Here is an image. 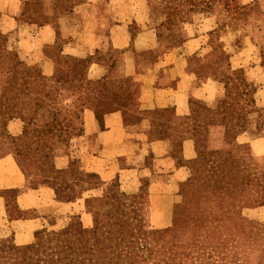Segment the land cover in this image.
Wrapping results in <instances>:
<instances>
[{
  "label": "rangeland",
  "instance_id": "obj_1",
  "mask_svg": "<svg viewBox=\"0 0 264 264\" xmlns=\"http://www.w3.org/2000/svg\"><path fill=\"white\" fill-rule=\"evenodd\" d=\"M120 7L124 12H119ZM127 12L129 16L124 22L130 39L139 29L162 27L167 31L157 45L162 49L182 40L183 35L178 30L190 27L195 39L191 57L196 62L191 69L199 78L213 77L221 88L218 89L220 95L214 108L220 100L226 101L241 90L247 91L240 105L244 120L249 114V127L232 126L226 132L221 126L206 124L211 128V140L206 150L198 151L202 155L200 157L207 159L209 151L230 152L233 166L227 170L229 174H257L264 170V138L255 125L256 121L264 124V72L257 73L255 86L249 85L241 70H230L228 60L230 54L241 51L249 63L264 67V3L261 0L246 5H240L236 0H0V103L18 97L13 109L3 111L0 108V156L11 153L16 165L17 160L22 159L23 166L20 160L19 163L25 174L22 172L25 185L37 187L45 184L40 182L38 175L52 177L55 175L53 172H67L62 178L69 179V168L77 167L76 163L71 165L74 159L68 158L66 168L56 170L54 158L60 152H66L70 140L79 133L81 111L85 108L92 110L96 102L91 99L92 96L106 98L96 103L95 108L101 113L120 109L126 119L132 121L139 117L130 112L139 89L131 75L136 71L135 64L153 55L155 48L146 50L133 43L125 49L112 47L108 28ZM210 17V26L201 24L203 19ZM33 41L40 46L38 49L28 54L21 52L25 42L29 45ZM245 47L248 50H240ZM45 58L49 61H44ZM75 60L80 62L74 64ZM60 69V82L55 83L57 77L53 74ZM226 78L230 81L225 84ZM69 79H72L71 82ZM241 79L243 83L239 85ZM19 86L25 88L24 97L17 96ZM46 91L49 93L44 98L43 92ZM255 91H258L256 95ZM225 94H228V99ZM250 99L253 104L249 103ZM196 108L205 109L192 102L188 125L184 127L186 134L191 129L188 126L194 123L193 110ZM49 111H55L56 124H51ZM147 116L156 125H164L170 118L168 112ZM67 118L71 119L72 126L63 131L61 122ZM13 119L20 121L21 125V131L16 136H11L7 129L8 122ZM238 122L241 123L240 120ZM243 132L247 136L233 140L235 135ZM229 138L228 145L224 144V148L219 146ZM197 154L187 164L189 178L179 186L177 194L166 198L162 210L150 207L144 189L136 194H125L118 190L115 183L102 186L98 178L87 181L96 185L91 188L96 191L92 195L85 194L91 189L81 192V189H86L85 179L77 175L74 183L68 181L64 194L72 199L67 202L70 204L82 198L83 210L91 214V226L84 228L78 215L59 211L48 216L42 224L45 227L39 232L48 234L51 230L58 231L68 224H76L83 229L95 228L99 233L109 231V244L116 252L126 246L130 248L128 241L140 248L136 260H125L119 256L117 264H232L230 258L219 261L221 256H217L211 245L248 236L247 239H254L255 246H244L241 253L236 254L235 264H264V253L260 252V240L264 237V204L257 206L249 196L236 189L227 196L237 192L242 197L234 195L224 202L226 211L234 209L228 219L216 217L217 211L210 207L206 210L215 216L203 217L198 223L193 221L192 205L197 200L196 190L199 188L196 164L200 162L196 161ZM211 166L204 164L202 167L208 169L212 176ZM212 179L213 176L206 184L205 197L221 206L227 196L217 190L218 185L210 189ZM51 182L56 185L59 177H54ZM79 193L80 198L73 199ZM1 194L7 208H13L14 192L3 190ZM119 202L124 205H119ZM153 211L161 215L153 216ZM165 217L169 218L164 224L166 227H161L159 223L162 224ZM125 223L133 229L131 232L138 225H143L144 230L158 233L143 237L134 234L133 238L124 236L122 240L116 235L114 239L117 226H124ZM207 230L210 237H205L208 236ZM210 240L214 242L208 246ZM1 244L9 247L26 245H16L9 238H1ZM171 244L177 247L170 249ZM223 247L228 246L223 244Z\"/></svg>",
  "mask_w": 264,
  "mask_h": 264
},
{
  "label": "crops",
  "instance_id": "obj_2",
  "mask_svg": "<svg viewBox=\"0 0 264 264\" xmlns=\"http://www.w3.org/2000/svg\"><path fill=\"white\" fill-rule=\"evenodd\" d=\"M236 1L240 5H246L258 0ZM261 1L264 3V0ZM122 7L119 12H124ZM128 16L129 12L123 14L120 20L108 28L112 47L125 49L133 43L146 50L155 48L153 55L135 64L136 71L131 75L139 89L130 112L139 117L132 121L126 119L120 109L95 117L91 109H83L79 133L70 140L68 150L60 152L54 158V165L56 170H63L68 158L74 159L84 173L95 174L102 186L115 183L118 190L125 194H136L144 189L150 207L162 210L166 198L177 194L179 186L189 178L190 169L187 164L195 159L198 151L206 150L210 144L211 128L204 123L188 126L191 128L189 134L184 133L191 104L197 102L207 109L214 108L220 95L218 89L221 88L213 77L199 78L191 69L196 62L191 57L195 39L190 27L178 30L183 35L182 40L162 49L157 45L159 38L166 36L165 29H139L130 39L124 22ZM211 18L203 19L201 24L210 26L208 23L212 21ZM38 47L40 46L34 41L29 45L25 42L21 52L28 54ZM240 50L248 49L245 47ZM228 60L230 70H241L249 85L255 86L258 81L257 73L264 72L263 66L249 63L248 59L243 58L241 51L230 54ZM44 61L49 59L45 58ZM254 93L256 95L258 91ZM165 112L170 114L169 120L156 129V124L147 115ZM7 129L11 136L18 135L21 131L20 121H9ZM243 136H247V133L235 135L233 140H239ZM227 140L230 138L224 139L219 146L224 148V144H229ZM196 168L199 188L196 190L197 200L192 205L193 221L198 223L203 217L210 218L215 214L223 220L228 219L234 209L226 211L224 202L241 194L232 192L222 200L221 206L206 199V184L211 180V172L200 164H196ZM3 190L14 192L11 209L7 208L6 200L1 194ZM94 191L96 189H91L85 191V194L92 195ZM210 207L217 212H208L206 209ZM59 211L78 215L84 228L91 226V214L83 210L82 198L71 204L61 202L56 200L53 189L47 184L37 187L25 185V179L13 155L5 153L0 156V232L10 236L16 245L27 244L36 230L45 227L42 224L48 216ZM152 215L161 214H154L153 211ZM165 223L166 217L159 225ZM209 230L206 232L208 236L203 234L205 237H210Z\"/></svg>",
  "mask_w": 264,
  "mask_h": 264
},
{
  "label": "trees",
  "instance_id": "obj_3",
  "mask_svg": "<svg viewBox=\"0 0 264 264\" xmlns=\"http://www.w3.org/2000/svg\"><path fill=\"white\" fill-rule=\"evenodd\" d=\"M76 62H80L79 60H75L74 64ZM62 68V67H61ZM71 73L72 71L69 70ZM61 69L54 73L56 75L55 83L60 82L59 78L61 75ZM42 75V73H41ZM237 78H235L236 80ZM70 80V79H69ZM72 80V79H71ZM70 80V82H71ZM66 81V80H64ZM230 81V78H226L224 83ZM97 83V82H96ZM243 81L242 79L239 81V85H242ZM25 88L19 86L17 89V96L23 95L25 96L24 91ZM226 89V87H225ZM247 91H240L235 95L234 98L228 99V94H225V97H227L228 100H220L217 103V107L213 110L211 109H204V108H196L193 110L194 118H193V124H210L211 126H217V127H223L225 131L227 132L229 129L233 127H244L247 129L249 127V118L247 115V119H243V113L242 111V105H240L242 97L246 96ZM43 97L46 98L48 96L49 92H43ZM79 95V94H78ZM227 95V96H226ZM17 98L15 97L13 101L9 102H3L0 103V108L3 111H6V109H13L15 105L17 104ZM78 98V97H77ZM91 99H94L95 104L92 107V111L96 116L101 113V111L96 110V103L101 101L102 99L106 100L103 96H95V98L92 96ZM51 102V100H50ZM16 103V104H15ZM249 103L253 104V101L250 99ZM21 104V103H19ZM18 104V105H19ZM201 109V110H200ZM247 114V113H246ZM55 111H49V117H51V124L56 122L58 120H55ZM74 119H76L75 115ZM157 120V119H156ZM241 121L239 123L238 121ZM61 121V120H60ZM244 121V123H243ZM63 131H67L68 129H71L72 123L71 119H63ZM257 123V121H256ZM255 125H257V132L261 131V136L264 138V124L262 122H259ZM192 124V126H193ZM58 126V125H56ZM160 127V124L156 125V129ZM52 127V126H51ZM25 134V133H24ZM210 153L206 156V158H202L200 153L197 154V160L200 162V164L203 166L204 164H210L212 165V176L214 179L211 181V187L218 185L217 190L223 191V196H227L230 191H235L236 189L241 191L242 193L249 196L252 201L257 205L261 206L264 204V170L257 174H234L227 172L229 170V167L233 166V159L232 154L230 152H222V151H209ZM15 154L18 153L16 152ZM19 157V156H18ZM20 162L22 163V159L19 158ZM19 160H17V165L22 171V167L19 163ZM75 161V160H74ZM76 163L77 167L76 169L69 168L68 171V178H62L66 173L61 172H53L55 173L54 176L45 177L44 175H38L39 180L42 183H51L54 185L51 181L52 179L59 177V182L52 186L54 195L56 200L61 202H71V198H68L65 192V188L67 189V183L76 181L77 175L83 176L85 179L83 181L84 184H86V189H81L82 191L95 188L94 186L90 184L87 181H90L92 179H97V176L93 173H84L82 170H80L78 163L72 162L71 165H74ZM23 166V163H22ZM219 168V171L217 170ZM52 173V172H51ZM26 174L28 176V173L26 171ZM25 175V174H24ZM34 179V178H33ZM82 181V180H80ZM88 185V186H87ZM58 187V189L56 188ZM215 190V189H214ZM80 194L73 199L80 198ZM120 197H124L123 194L119 195ZM109 199V197H107ZM124 205L123 202H119V205ZM169 218H166V221ZM186 222V221H184ZM188 223V222H187ZM169 222H167V225ZM161 227H166L165 225H162ZM43 229L36 230L33 233L32 243L26 244L24 246H3L0 245V264H117L119 256H123L125 260H136V257H139L137 252L140 248H137V246H134L133 242L128 241L130 244V248L127 246L120 249L118 252H116V249L113 248L110 244V238H109V231L101 232L99 233L95 228L91 229H83L81 226L76 224H68L62 229L58 231L49 232L48 234H43L39 231ZM131 228L125 223V225H119L117 226L116 231L114 232L115 237L116 235L120 237V240L123 239L124 236H128L130 238H133L134 234H138L139 236L143 237L145 235H153L155 233H158L157 231H146L144 230L143 225H138L137 228L131 232ZM39 232V233H38ZM41 235H44L43 238H41ZM192 235V234H191ZM193 236V235H192ZM141 237H138V239H141ZM1 238H10V236L4 235L2 232H0V239ZM248 236L244 238H237L233 242L222 240L220 244H213L211 246H214V250L217 254V256H221L219 258V261H223L226 258H230L229 262L232 264H235V258L236 254H240L242 249L248 246H255L254 245V239H247ZM256 240V239H255ZM214 241L210 240L208 241L209 244H212ZM261 242V248L260 252L264 253V237L260 240ZM137 244V243H136ZM224 245H227L228 247H223ZM195 245V241H194ZM210 246V248H211ZM177 247L176 244H171L170 249ZM192 247V245H191ZM209 248V247H208ZM212 250V249H211ZM258 250V249H257ZM211 251V252H213ZM123 252V253H122ZM222 253V255H221ZM229 256V257H228Z\"/></svg>",
  "mask_w": 264,
  "mask_h": 264
}]
</instances>
